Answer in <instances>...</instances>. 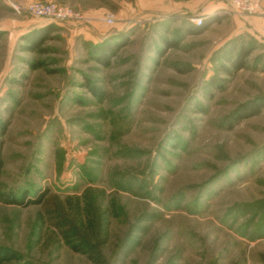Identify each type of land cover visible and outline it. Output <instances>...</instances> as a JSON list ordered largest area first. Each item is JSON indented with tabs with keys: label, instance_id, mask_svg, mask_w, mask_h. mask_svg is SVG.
Listing matches in <instances>:
<instances>
[{
	"label": "rangeland",
	"instance_id": "obj_1",
	"mask_svg": "<svg viewBox=\"0 0 264 264\" xmlns=\"http://www.w3.org/2000/svg\"><path fill=\"white\" fill-rule=\"evenodd\" d=\"M34 1L91 22H54L44 52L24 51L21 36L53 22L24 9ZM199 17L215 21L191 33ZM248 17L224 0H0V118L11 116L1 184L60 200L105 188L119 212L108 264H264V111L222 125L264 96V19L252 30ZM122 33L110 64L96 61L91 45ZM241 46L253 48L248 64L227 77L220 64ZM40 208L0 202V245L38 264H94L51 222L36 241Z\"/></svg>",
	"mask_w": 264,
	"mask_h": 264
},
{
	"label": "trees",
	"instance_id": "obj_2",
	"mask_svg": "<svg viewBox=\"0 0 264 264\" xmlns=\"http://www.w3.org/2000/svg\"><path fill=\"white\" fill-rule=\"evenodd\" d=\"M215 19L205 18L200 25L191 24V33L204 32ZM55 27L50 22L44 27L32 30L21 36V48L24 51L44 52V42L50 37ZM1 38V34H0ZM129 41L124 33L110 36L98 43H93L90 52L94 59L104 65H109L112 58ZM167 48L177 45V42L166 41ZM253 48L241 46L233 49L232 53L225 57L220 69L227 77H231L248 64V57ZM32 68L41 67L42 62H29ZM216 82L212 80L211 83ZM88 85V84H87ZM222 88L223 84H217ZM90 89L100 95L99 90L90 86ZM264 111V96L250 98L239 103L229 114L223 117L222 125L226 129H233L243 120L260 114ZM11 116L0 118V178L4 172L3 136L7 133ZM56 194H49V190L38 188L34 191L25 189L21 193L6 188L0 182V202L4 204L26 207L30 204H40L37 211L33 232L36 241H39L43 226L51 222L52 234L58 236L64 244L73 251L86 256L94 264H108L102 252L104 245L108 243L111 219L119 216L117 200L110 197L107 190L93 185L86 186L80 194L66 196L60 200ZM51 200V202L48 204ZM50 229V225H49ZM0 264H38L31 259L24 258L17 250L0 245Z\"/></svg>",
	"mask_w": 264,
	"mask_h": 264
},
{
	"label": "built area",
	"instance_id": "obj_3",
	"mask_svg": "<svg viewBox=\"0 0 264 264\" xmlns=\"http://www.w3.org/2000/svg\"><path fill=\"white\" fill-rule=\"evenodd\" d=\"M224 2L231 7L233 14L258 16L264 19V8L259 0H224ZM16 9L19 11L18 8ZM24 9L37 18H46L55 23L88 24V22H91V18L85 13L77 11L70 6L52 2L34 1ZM103 20L109 24L114 23L112 14H107ZM190 21L192 24L200 25L203 22V18H192Z\"/></svg>",
	"mask_w": 264,
	"mask_h": 264
},
{
	"label": "crops",
	"instance_id": "obj_4",
	"mask_svg": "<svg viewBox=\"0 0 264 264\" xmlns=\"http://www.w3.org/2000/svg\"><path fill=\"white\" fill-rule=\"evenodd\" d=\"M245 21H247V24L251 27L252 30H255L256 27H257V25L261 21V17H258V16H250Z\"/></svg>",
	"mask_w": 264,
	"mask_h": 264
}]
</instances>
